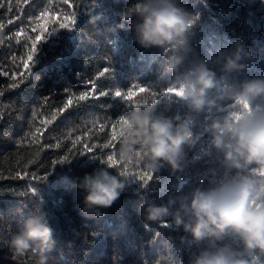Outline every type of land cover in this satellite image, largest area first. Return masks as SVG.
Here are the masks:
<instances>
[{
    "label": "trees",
    "instance_id": "16d2710c",
    "mask_svg": "<svg viewBox=\"0 0 264 264\" xmlns=\"http://www.w3.org/2000/svg\"><path fill=\"white\" fill-rule=\"evenodd\" d=\"M135 2L0 0V264H36L30 254L14 255L10 242L38 208L47 214L57 241L49 264H189L198 251L182 229L146 226L140 203L145 196L159 204L179 195L178 176L189 181L183 189L188 192L208 187L222 174L216 154L202 151L209 138L196 141L188 150L185 171L175 175L167 167L148 171L139 146L131 162L121 161L122 122L113 139L111 124L136 103L151 105L156 99L157 113L168 116L187 111L174 94L159 96L172 80L171 74L158 71L161 50L139 46L127 22L110 32L121 22L119 12ZM181 2L198 15L189 59L205 58L211 64L218 49L233 48L239 41L258 59L238 78L264 76V0ZM73 13L75 24L62 29ZM105 68L108 72L101 76ZM140 87L148 91L140 93ZM101 91L109 95L101 96ZM116 91L124 95L115 96ZM129 91L137 93L131 100L125 98ZM109 155L117 161L109 171L125 173L126 190L103 217L85 216L77 178L107 167ZM65 156L70 163H57ZM253 168L264 180L258 166ZM145 173L150 181L140 179ZM249 260L264 264V256Z\"/></svg>",
    "mask_w": 264,
    "mask_h": 264
},
{
    "label": "clouds",
    "instance_id": "9594fccd",
    "mask_svg": "<svg viewBox=\"0 0 264 264\" xmlns=\"http://www.w3.org/2000/svg\"><path fill=\"white\" fill-rule=\"evenodd\" d=\"M119 17L121 22L110 32L116 33L127 22L139 46L160 49L158 71L172 75L167 90L187 109L173 116L157 113L155 107L130 110L122 117L120 160L131 162L139 146L148 171L167 167L173 175L183 173L188 150L207 136L209 147L202 151L215 153L223 169L208 187L198 185L184 192L189 181L178 176L179 195L159 204L143 197L140 210L145 225L182 229L198 248L189 264H250L249 256H264V180L253 174L256 165L264 176V76L238 77L258 57L238 41L233 48L218 49L211 64L205 58L189 59L198 15L181 0H136ZM211 65L219 66V71ZM197 126L202 130L194 131ZM111 167H97L77 178L83 215L103 217L104 210L125 192V173L114 174ZM46 216L38 208L24 222L10 242L14 255L30 254L36 264H49L57 241Z\"/></svg>",
    "mask_w": 264,
    "mask_h": 264
},
{
    "label": "snow or ice",
    "instance_id": "6c2138e0",
    "mask_svg": "<svg viewBox=\"0 0 264 264\" xmlns=\"http://www.w3.org/2000/svg\"><path fill=\"white\" fill-rule=\"evenodd\" d=\"M65 2L67 3L68 0H65ZM93 3H95V0H93ZM67 19H68V21H69L70 23H62V24L60 25V27H61L62 29H63V28H69V27H70V24H75V22H76V19H75V13H73V15H72L71 17H68ZM36 39H37V40H40L41 37L38 36ZM28 60H29V61H32V60H33V56H32V55H29V56H28ZM27 66H28V65L25 64V67H27ZM107 72H108V69L105 68L104 72H101L100 75H101V76H104L105 73H107ZM14 78H15V77H13V79H14ZM16 86H17V85H15V84L12 85V87H16ZM93 88H94V90H95V85L93 86ZM147 91H148V89L145 88V87H140V88H139V92H140V93H144V92H147ZM136 94H137V93H134V92H132V91H129V92L127 93V96H126L125 98L128 99V100H131L132 97H133L134 95H136ZM167 94H174V93L169 92V91L167 90V88H166L164 91H162V92L159 93V96H160L161 98H165ZM99 95H101V96H107V95H109V93H108V92L101 91V92L99 93ZM114 95H115V96L122 97L124 94H123L121 91H116V92L114 93ZM152 95H153V97H155V96H156V93L154 92V93H152ZM174 95H175V94H174ZM80 99H81V100L85 99V96L82 95V96L80 97ZM162 101H163V99H162ZM162 101H161V102H162ZM69 103H71V101H69ZM156 103H157V100H156V99H153L151 105H149V104L147 103V101H145L143 105H141V104H139V103H136V104L134 105V108H135V107H154V106L156 105ZM132 107H133V106H130L129 111L132 110ZM122 117H123V116H121V117H120L115 123H112V124H111V128H112L113 131H114L113 139H115V134H117V125L120 124L121 122L123 123V119H122ZM100 130L103 131V126H101ZM118 134H119V135H123V129H120V130L118 131ZM85 148H87V145H85ZM87 150H88L89 152L91 151L90 148H87ZM81 155H83V153H81ZM65 162H67V163H70V162H71V161L69 160V157L65 156V157L63 158V160L58 161L57 163H65ZM108 163H109V165H111V166H113V165H115V164L117 163V161L115 160V158H114L113 155H109V156H108ZM151 178H152L151 175H149V174H147V173H145L143 176L140 177L141 180H147V181H150ZM33 191H35V190H33Z\"/></svg>",
    "mask_w": 264,
    "mask_h": 264
}]
</instances>
